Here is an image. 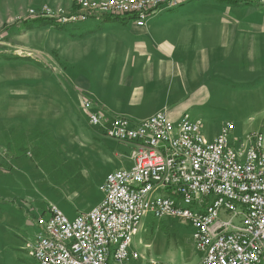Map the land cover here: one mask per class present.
<instances>
[{"label": "crops", "instance_id": "0c3cea01", "mask_svg": "<svg viewBox=\"0 0 264 264\" xmlns=\"http://www.w3.org/2000/svg\"><path fill=\"white\" fill-rule=\"evenodd\" d=\"M67 26L59 28L63 38L56 44L62 62L56 69V111L28 113L24 119L48 126L61 159L69 164L99 161L117 167L121 155L130 159V147L110 143L97 128L85 129L84 98L109 116L136 122L158 111L171 120L186 113L203 126L207 118L212 133L207 136L205 127L203 133L208 139L229 119H245L241 108L264 111V7L242 0H194L162 10L143 26L126 16L92 17ZM259 118L263 125L264 114ZM8 165L9 170L0 171L32 173L35 180L51 183L26 156L8 159ZM76 168L79 181L72 190L77 194L88 174ZM117 169L128 168L106 174ZM103 179L95 182L98 190ZM48 187L56 193V185ZM17 196L15 206L0 213L5 226L0 244L12 251L26 250L35 218L47 214L49 206L67 216L56 201L44 197L39 207L33 195ZM25 228L32 233L28 239Z\"/></svg>", "mask_w": 264, "mask_h": 264}, {"label": "built area", "instance_id": "2783aa9c", "mask_svg": "<svg viewBox=\"0 0 264 264\" xmlns=\"http://www.w3.org/2000/svg\"><path fill=\"white\" fill-rule=\"evenodd\" d=\"M194 0H77L74 10L42 4L32 17L67 26L101 16L143 26L162 10ZM264 7V0H242ZM85 122L131 148V168L107 173L100 202L73 218L56 206L38 215L26 243L36 264H173L146 258L134 237L149 223L176 220L190 229L195 264H264V133L235 135L224 122L208 139L203 122L158 111L141 121L109 116L82 101ZM3 152H0V155Z\"/></svg>", "mask_w": 264, "mask_h": 264}, {"label": "rangeland", "instance_id": "374dc122", "mask_svg": "<svg viewBox=\"0 0 264 264\" xmlns=\"http://www.w3.org/2000/svg\"><path fill=\"white\" fill-rule=\"evenodd\" d=\"M42 4H48L54 10L60 8L67 11L75 9L77 0H0V123L5 128L18 126V134H23L26 129L35 125L27 123L24 116L28 118L32 113L45 116L50 113L49 111H56V69L62 67L56 44L62 42L63 35L59 33L61 31L59 28L63 26L41 20L39 16H30L29 10L36 9ZM238 111L243 115L246 114V118L250 117L240 121L229 119L233 122L236 133L238 132L236 134L234 131L235 135L245 137L251 131L264 133V124H259V115L263 116V110L241 108ZM218 112L217 114H225L227 111ZM28 113L30 116H27ZM203 121V128L205 127L206 135L209 136L212 129L207 123V118ZM3 125L0 127V152H3L0 155V169L9 170L8 159L15 157L6 152ZM40 125L50 132L48 126ZM85 127L87 131L94 129L87 125ZM108 140L110 142V139ZM116 146L122 149L119 145ZM56 151L60 152L58 144ZM129 152L126 148L124 153ZM23 156L34 161L30 153ZM120 162L117 167L99 161L94 164L84 161L80 165L68 163L69 165L64 164V166L61 163L56 167V183L39 166L37 167L51 183L35 180L37 176L32 173L23 172L20 175L16 171H11L6 174L1 170L0 213L5 212L8 206H15L14 197H18L17 195L23 198L31 194L34 196L35 205L41 207L45 197L56 201L67 217L72 218L79 212H76V209L88 211L98 203L99 199L101 200L102 193L96 188L95 182L104 178L107 171L130 168L133 165L129 157L124 154L121 155ZM78 166L84 169V174H88V179L83 190L78 189L76 194L72 189L79 181V175L73 178V175L69 174L78 173L76 168ZM49 184L56 185V193L50 190ZM30 204L28 202V205ZM4 227V224H0L1 230H4ZM189 230L187 225L180 221L157 220L148 228H143L134 237V243L147 259L152 257L173 264H195L199 255L191 246ZM25 234L28 235L26 239L32 236L29 228H25ZM0 264H36V262L28 256L26 250H7L5 245L0 244Z\"/></svg>", "mask_w": 264, "mask_h": 264}, {"label": "trees", "instance_id": "16d2710c", "mask_svg": "<svg viewBox=\"0 0 264 264\" xmlns=\"http://www.w3.org/2000/svg\"><path fill=\"white\" fill-rule=\"evenodd\" d=\"M40 18L41 20L53 22L48 18ZM34 20L36 19L34 18ZM1 125L3 124L0 123V127ZM2 127L7 154L17 158L30 153L36 165L56 183V167L60 166L61 163L62 166L64 164L67 165L68 162H64L56 151L57 143L54 141L51 133L40 124H35L33 127L26 129L23 134L17 133L18 126H7L8 128H5L3 125ZM71 173L69 175H73V178L79 175V173ZM150 224L152 223H149L146 228Z\"/></svg>", "mask_w": 264, "mask_h": 264}]
</instances>
